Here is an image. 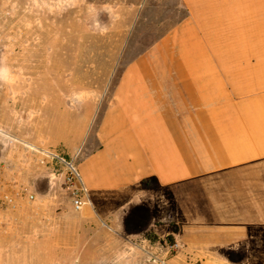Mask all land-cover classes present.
Listing matches in <instances>:
<instances>
[{
    "label": "crops",
    "instance_id": "crops-1",
    "mask_svg": "<svg viewBox=\"0 0 264 264\" xmlns=\"http://www.w3.org/2000/svg\"><path fill=\"white\" fill-rule=\"evenodd\" d=\"M178 5V22L108 97L89 99L77 140L73 116L50 127L61 138L49 146L79 159L91 202L76 212L67 196L69 212L55 213L60 192L47 186L52 221L33 220L51 264H264V0ZM24 189L4 211L24 220L23 243L34 195Z\"/></svg>",
    "mask_w": 264,
    "mask_h": 264
},
{
    "label": "rangeland",
    "instance_id": "rangeland-1",
    "mask_svg": "<svg viewBox=\"0 0 264 264\" xmlns=\"http://www.w3.org/2000/svg\"><path fill=\"white\" fill-rule=\"evenodd\" d=\"M181 16L178 0H0V127L15 139L6 142L13 143L9 144L13 150L6 159L12 166L5 178L11 182L6 179L5 185L14 192L11 200L22 201L24 185L34 194L33 200L27 199L31 204L26 211L32 218L26 233L30 238L23 243L19 227L24 230V220L15 207L11 214L4 213L9 202L0 178V264L52 263L51 256L38 255L41 242L35 241L33 220L52 221L47 218L51 215L47 186L60 192L52 197L55 213L69 212L63 207L69 201L62 176H50L51 183L47 182L53 169L40 164L29 147L55 149L49 143L61 134L51 133L50 127L65 126L68 115L74 117L77 140L89 99L99 95L106 99L128 64L145 54ZM97 20L100 28L95 27ZM101 28H107L103 35ZM2 156L3 151L0 160ZM6 162H0V176Z\"/></svg>",
    "mask_w": 264,
    "mask_h": 264
},
{
    "label": "built area",
    "instance_id": "built-area-1",
    "mask_svg": "<svg viewBox=\"0 0 264 264\" xmlns=\"http://www.w3.org/2000/svg\"><path fill=\"white\" fill-rule=\"evenodd\" d=\"M11 140H15L10 137V135L0 127V152L4 148V143ZM27 146L26 144H23ZM29 147V146H27ZM38 155V162L42 165L49 164L53 169L51 176L55 179L58 176H62L63 185L70 199L71 205L76 212L81 211L85 206L90 205L91 202L87 197L88 189L85 187L75 159L69 158L64 153H60L56 149H44L29 147ZM58 166L63 169L61 173L58 172ZM23 192L26 189L22 188ZM33 200L34 196L30 195L28 197ZM7 202L11 204L12 200L5 197ZM171 251H175L178 248L176 243L168 245Z\"/></svg>",
    "mask_w": 264,
    "mask_h": 264
},
{
    "label": "clouds",
    "instance_id": "clouds-1",
    "mask_svg": "<svg viewBox=\"0 0 264 264\" xmlns=\"http://www.w3.org/2000/svg\"><path fill=\"white\" fill-rule=\"evenodd\" d=\"M109 18L111 19V17H109ZM115 19L118 20L119 19V16L117 15L115 17ZM95 27L100 28V23H99L98 20L95 23ZM106 32H107V28H101V35L105 34Z\"/></svg>",
    "mask_w": 264,
    "mask_h": 264
},
{
    "label": "trees",
    "instance_id": "trees-1",
    "mask_svg": "<svg viewBox=\"0 0 264 264\" xmlns=\"http://www.w3.org/2000/svg\"><path fill=\"white\" fill-rule=\"evenodd\" d=\"M149 238H150V240H151V239H152V240H156L155 238H153V237H151V236H149ZM166 243H167L168 245L173 244V243H174L173 238H172V237H169V238L166 240Z\"/></svg>",
    "mask_w": 264,
    "mask_h": 264
}]
</instances>
